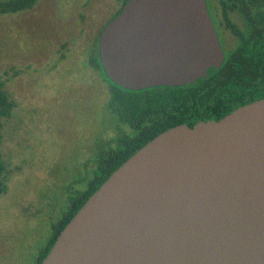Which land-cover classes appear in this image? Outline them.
Returning a JSON list of instances; mask_svg holds the SVG:
<instances>
[{
  "label": "water",
  "instance_id": "water-1",
  "mask_svg": "<svg viewBox=\"0 0 264 264\" xmlns=\"http://www.w3.org/2000/svg\"><path fill=\"white\" fill-rule=\"evenodd\" d=\"M99 55L106 76L134 91L196 84L226 58L208 0H129ZM42 264H264V99L155 137Z\"/></svg>",
  "mask_w": 264,
  "mask_h": 264
},
{
  "label": "rangeland",
  "instance_id": "rangeland-1",
  "mask_svg": "<svg viewBox=\"0 0 264 264\" xmlns=\"http://www.w3.org/2000/svg\"><path fill=\"white\" fill-rule=\"evenodd\" d=\"M123 3L40 0L32 10L0 15V81L17 103L0 148L6 167L0 264H36L50 225L93 169L88 163L104 133L103 109L107 124L111 117L107 83L88 66V56ZM209 8L219 26V0H209ZM223 30L229 52L236 40ZM108 129L116 135L114 126Z\"/></svg>",
  "mask_w": 264,
  "mask_h": 264
},
{
  "label": "trees",
  "instance_id": "trees-1",
  "mask_svg": "<svg viewBox=\"0 0 264 264\" xmlns=\"http://www.w3.org/2000/svg\"><path fill=\"white\" fill-rule=\"evenodd\" d=\"M128 1L124 0L114 18L122 12ZM39 2L0 0V15L32 10ZM219 4L220 26L232 33L236 43L229 52L225 50L226 58L221 68L196 84L156 86L139 91L122 88L105 74L99 55L98 37L87 63L107 83L109 98L105 107L111 122L107 124L103 109L104 133L95 144L96 151L88 163L93 164V169L78 180L77 183L84 185L83 190L70 192L65 211L50 225L52 232L40 249L36 264H42L61 231L89 197L155 137L180 124L193 127L199 121H219L243 105L264 99V0H219ZM233 15L239 17L243 25L238 24ZM16 106L11 93L0 81V148L5 122L12 117ZM109 124L114 126L115 136L110 137ZM5 169L0 152V194L5 190L1 187Z\"/></svg>",
  "mask_w": 264,
  "mask_h": 264
},
{
  "label": "flooded vegetation",
  "instance_id": "flooded-vegetation-1",
  "mask_svg": "<svg viewBox=\"0 0 264 264\" xmlns=\"http://www.w3.org/2000/svg\"><path fill=\"white\" fill-rule=\"evenodd\" d=\"M214 23H215V26H216V29H217V31H218V34H219V37H220V41H221V43H222V45H223V47H224V44H223V42H222V35L221 34H223L224 32V28H222V26H218V24L214 21Z\"/></svg>",
  "mask_w": 264,
  "mask_h": 264
}]
</instances>
